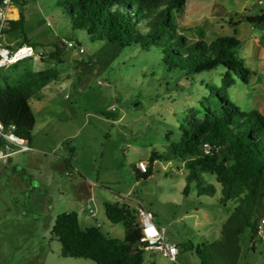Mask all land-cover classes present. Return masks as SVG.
I'll return each mask as SVG.
<instances>
[{"label": "rangeland", "instance_id": "rangeland-1", "mask_svg": "<svg viewBox=\"0 0 264 264\" xmlns=\"http://www.w3.org/2000/svg\"><path fill=\"white\" fill-rule=\"evenodd\" d=\"M9 9L12 17L22 13L25 36L4 30L1 43L12 48L30 43L43 56L1 68L0 91L35 71L54 76L30 79L33 150L0 162V264H96L63 257L51 227L58 213L74 210L80 228L99 226L108 237L122 239L127 229L109 221L106 203L127 212L130 228L138 226L137 208L144 206L165 238L181 249L172 262L137 243L132 249L142 252L141 264L264 263V239L242 223L244 213L264 218V194L253 203H224L221 184L202 171L198 177L211 189L198 195L192 181L186 194L183 161L150 160L179 142L180 129L190 128L193 117L219 105L218 94L240 110L264 116V23H233L241 14H262L264 1L185 0L182 11L174 13L175 33L186 43L207 45L220 36L240 42L233 54L250 70L249 80L231 73L234 83L227 87L222 65L189 75L168 70L157 47L117 48L91 40L85 30L72 27L56 0H13ZM56 49L60 56H51ZM140 160L147 164L145 179L134 173Z\"/></svg>", "mask_w": 264, "mask_h": 264}, {"label": "trees", "instance_id": "trees-1", "mask_svg": "<svg viewBox=\"0 0 264 264\" xmlns=\"http://www.w3.org/2000/svg\"><path fill=\"white\" fill-rule=\"evenodd\" d=\"M56 4L65 8L72 27L85 30L93 41L114 44L117 48L132 44L144 50L157 47L168 70L177 69L189 75L222 65L226 87L234 83L231 73L244 82L249 80L250 70L233 54L240 45L234 37L220 36L205 45L198 41L186 43L184 36L176 35L174 13L182 11L185 0H56ZM241 21L262 24L264 12L241 14L233 23ZM23 22L19 12L18 19L9 21L7 30H20L25 36ZM50 55L59 57L60 53L56 49ZM46 71L32 72L29 81L6 85L0 91V121L4 125L14 124L16 133L28 139L35 121L29 104L33 94L30 79L48 80L54 76ZM218 99L219 105L206 109L202 118L191 119L190 128L180 129V141L171 144L167 153H153L150 160L183 161L188 169L183 189L186 194L192 181H196L198 195L211 189L200 181L198 171H202L214 175L221 184L222 202L246 199L253 203L264 194V116L257 110H240L225 94H218ZM66 146L68 153H72L73 147ZM134 173L137 179L149 175L135 167ZM104 207L109 221L121 222L127 229L123 238L108 237L99 226L82 229L76 211L61 212L54 217L51 227V234L61 244V255L90 259L96 264H141L142 252L132 249L140 236L138 226L130 228L128 214L121 207L110 203ZM258 222L251 212L242 217V223L253 234Z\"/></svg>", "mask_w": 264, "mask_h": 264}, {"label": "built area", "instance_id": "built-area-1", "mask_svg": "<svg viewBox=\"0 0 264 264\" xmlns=\"http://www.w3.org/2000/svg\"><path fill=\"white\" fill-rule=\"evenodd\" d=\"M264 0H257L258 4H261ZM13 0H0V69L15 64L21 60L31 58L36 55L40 58L43 56V51H39L37 54L34 51L32 45L23 44L19 47L12 48L1 43L2 32L9 27V21L18 19L19 13H15L14 17L10 16V6ZM61 41L68 47H73L74 43L61 39ZM79 52H84L83 48H79ZM17 127L14 124L4 125L0 121V162L6 163L12 154L17 152H26L33 150L30 140L22 137L16 133ZM208 152L207 144H204ZM136 169L140 173H145L147 170V164L145 161H138L136 163ZM138 216V228L140 230V236L138 239V245L143 250H149L152 252H158L162 256L168 258L169 261L175 262L176 257L180 252V247L167 240L164 236L163 228H159L154 221L153 214L144 206L137 208ZM256 234L264 239V218H261L256 226ZM264 264V263H262Z\"/></svg>", "mask_w": 264, "mask_h": 264}, {"label": "water", "instance_id": "water-1", "mask_svg": "<svg viewBox=\"0 0 264 264\" xmlns=\"http://www.w3.org/2000/svg\"><path fill=\"white\" fill-rule=\"evenodd\" d=\"M89 203H90V206H91V208H92V207H93V203H92V201L90 200Z\"/></svg>", "mask_w": 264, "mask_h": 264}, {"label": "crops", "instance_id": "crops-1", "mask_svg": "<svg viewBox=\"0 0 264 264\" xmlns=\"http://www.w3.org/2000/svg\"><path fill=\"white\" fill-rule=\"evenodd\" d=\"M136 168V167H135ZM137 170V169H136ZM138 171V170H137ZM107 236V235H106Z\"/></svg>", "mask_w": 264, "mask_h": 264}]
</instances>
